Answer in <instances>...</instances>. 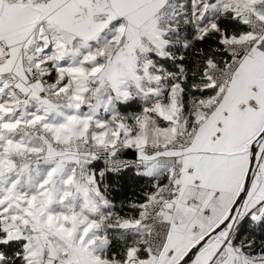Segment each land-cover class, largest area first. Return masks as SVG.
<instances>
[{
	"label": "snow or ice",
	"instance_id": "6c2138e0",
	"mask_svg": "<svg viewBox=\"0 0 264 264\" xmlns=\"http://www.w3.org/2000/svg\"><path fill=\"white\" fill-rule=\"evenodd\" d=\"M0 264H264V0H0Z\"/></svg>",
	"mask_w": 264,
	"mask_h": 264
}]
</instances>
